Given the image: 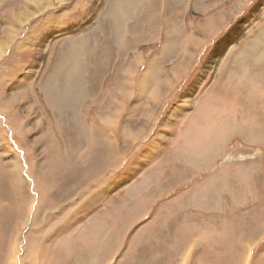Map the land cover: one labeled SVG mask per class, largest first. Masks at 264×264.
<instances>
[{
  "label": "rangeland",
  "instance_id": "1",
  "mask_svg": "<svg viewBox=\"0 0 264 264\" xmlns=\"http://www.w3.org/2000/svg\"><path fill=\"white\" fill-rule=\"evenodd\" d=\"M50 2L34 16L18 8L22 0H0V38L6 27L16 31L0 57V155L5 154L4 163L13 154L19 156L29 175L30 205L36 206L17 230L22 235L18 251L14 257L7 255L19 223L8 192L0 186V264H176L184 253L175 249L180 245L162 250L154 236L149 242L140 234L142 222L132 218L144 201V189L137 185L145 176L136 170L130 182L121 180L142 142L151 143L167 130L181 103L186 108L178 114L205 107V112L222 116V160L213 167L217 170L203 173L215 200L213 205L194 206L199 216L195 240L206 242L224 229L257 238L264 220V0ZM118 7L125 12L119 18ZM74 44L83 47L79 54ZM191 52L195 54L188 70L165 88V81ZM73 53L80 65L69 78L65 106L59 95L47 96L42 88L66 73L76 60ZM96 56L102 57L99 72L93 68ZM21 78L26 82L18 90L15 84ZM156 96L160 98L155 102ZM102 126L114 133L119 154L101 172L94 164L99 154H109L105 147L95 149V132ZM140 129L137 142L130 138V149L124 150L127 138H121L122 131L130 137ZM3 175L11 178L4 168ZM110 180L114 191L99 195L109 199L106 218L95 192ZM123 186L130 195L122 194ZM91 213L95 220L88 216ZM185 238L180 235L176 241ZM205 246L210 251H190L189 264L195 257L199 264H264V239L251 241V248L242 251L240 246ZM29 254L35 255L32 262Z\"/></svg>",
  "mask_w": 264,
  "mask_h": 264
},
{
  "label": "crops",
  "instance_id": "2",
  "mask_svg": "<svg viewBox=\"0 0 264 264\" xmlns=\"http://www.w3.org/2000/svg\"><path fill=\"white\" fill-rule=\"evenodd\" d=\"M19 54L24 53L19 52ZM184 105L181 103L175 106L172 116L177 119L168 123L169 128L167 130L159 133L158 136L153 135L151 143L142 142L143 148L132 162H128L126 170L122 173L124 178L122 177L121 180L122 183L123 181L125 183L130 182L131 178H134L136 170H138V175L143 174L145 176L144 179L139 178L137 185V188L144 189V201L142 200L138 204V210H134L138 214L132 218L136 220L135 222H142L140 234L147 236L146 240L149 242L151 239L148 237L154 236L155 243L160 242L164 246L162 250H172L168 246L169 244L180 245L174 246L176 250H183L184 252L177 259L176 264H189V259L192 257L190 251H193L196 247L210 251V246H205V243L217 245L214 250L223 248L234 250V248L237 249L239 246L241 250H248L251 248V246H248L251 241L258 243L264 239V220H262L261 231L258 233L257 238L254 234L252 239H250L242 230L224 229L218 231L212 239L206 242L195 240L193 233L194 222L195 218L199 216H195L194 206L196 203H198L197 206L200 208L201 203L213 205L215 200V196L212 198L209 190V180L204 179L203 173L209 170H217L218 167H213L222 160L221 156L223 154L220 153V150L222 149L223 140L221 137V123L219 122V117L222 116L218 114V111L205 112V107L188 112V114H178L183 111V107L186 108V105ZM198 105L203 106L199 102ZM208 116H210V120L203 123V119L205 117L208 118ZM205 126L207 130L203 131ZM104 127L102 126L100 133L99 131L98 134L97 131L95 132L98 140H95V149L105 147L107 149L106 152L109 153L106 155L99 154V163L98 161L97 164L93 163L96 169L101 172L105 171L104 169L108 170V165L114 163L116 160L114 158L115 155L119 154L118 150L114 148V133L105 130ZM141 129L139 130L140 134H132L130 137L129 135L125 136L126 132L122 131L124 136L120 137L122 139L127 138L126 143H124L126 144L124 150L130 149V138L133 140L136 138L133 144L137 142V136L142 135ZM144 153L146 154L144 155ZM110 155L114 156L110 157ZM150 157L153 159L149 161ZM89 160L91 164L93 161L92 159ZM138 162L142 164L140 168L135 167ZM99 164L101 166H98ZM173 173H177L175 178H171ZM154 175L156 179L151 180ZM135 182L136 180L132 183ZM195 185L198 186L194 188ZM109 191L111 193L114 191V180H110L107 184L100 186L97 193L95 192L97 203L103 202L101 207L106 212L103 214L106 218L109 215L107 213L109 199H100L102 197H99V195ZM122 194L125 196L130 195L129 190L124 186ZM88 216L94 218L93 213ZM221 220L235 223L227 219ZM114 225L119 227L116 223L112 226ZM180 235L186 237L181 243L176 241ZM223 245L225 247H222ZM156 248L152 249L157 250ZM191 263L199 264L200 258L195 257L191 260Z\"/></svg>",
  "mask_w": 264,
  "mask_h": 264
},
{
  "label": "bare ground",
  "instance_id": "3",
  "mask_svg": "<svg viewBox=\"0 0 264 264\" xmlns=\"http://www.w3.org/2000/svg\"><path fill=\"white\" fill-rule=\"evenodd\" d=\"M51 0H22V3L20 4V7H18L21 11L23 10V13H36L34 11L36 10H41L44 8H48L50 5ZM119 9V11H118ZM17 11V10H16ZM32 11V12H31ZM38 12V11H37ZM117 16L118 18L120 17V15H125L124 9L122 7H118L116 10ZM30 15V14H29ZM37 14H34V16ZM15 16V15H14ZM31 18V17H29ZM122 18V17H121ZM22 19V18H21ZM26 19V17H25ZM24 19V20H25ZM24 20H21L20 22H23ZM52 22V21H51ZM2 23V22H1ZM45 24H48V22ZM53 24V23H52ZM12 25V24H11ZM4 27V26H3ZM50 27V26H49ZM5 28V27H4ZM51 28V27H50ZM54 28V27H52ZM57 30V28H56ZM51 31V30H50ZM55 31V29H54ZM52 31V32H54ZM62 31V30H61ZM16 31L14 29H11L9 27H6L3 32H2V37L0 38V57L2 56V53L5 52L4 50H6V48H8L10 46V44L12 45L13 40H14V35H15ZM50 34V33H49ZM48 34V35H49ZM58 34V33H57ZM43 35V34H41ZM46 35V33L44 34ZM62 35V33L60 34ZM65 35V34H63ZM62 35V36H63ZM50 37V36H48ZM63 38V37H62ZM47 39V38H46ZM57 39V37L55 38ZM59 39V38H58ZM43 40V39H42ZM49 40V39H48ZM54 40V39H52ZM63 40V39H62ZM65 41V39H64ZM70 41V40H69ZM202 41V40H201ZM46 42V41H45ZM71 42V41H70ZM196 42V41H195ZM200 42V41H197ZM74 43V42H73ZM70 44V43H69ZM49 45V44H47ZM46 45V46H47ZM196 45H198V43H196ZM23 48V46H21ZM73 47V46H72ZM78 47V54L79 52L83 49V47L81 45H75L74 44V49ZM98 47V46H97ZM105 46H100V48H103ZM41 50V49H40ZM69 50V49H68ZM43 51V50H42ZM98 53V52H97ZM76 54L75 55V62H72L68 65L67 67V71L65 74L59 75V77L57 78V80L55 82L50 83V87L48 86V83L45 85H43V93L46 94L47 96H51V94L55 93L57 95H59L62 103L66 106V100H67V96L69 93V78L74 75L79 68V62H78V54L77 53H73ZM94 54V53H93ZM194 52H191L187 58L180 64V66L174 70V72L172 73V76H170L165 83H167V85L165 84L164 86H166L165 88H170L171 86L174 85V82L176 83V79H179L181 77V74L186 72L189 68V65L191 64L192 58L194 56ZM98 55V54H97ZM39 59V58H38ZM95 59V58H94ZM93 65V63H92ZM100 67H102V57L99 58L98 56H96L95 59V66L93 67L94 69H97V72L100 71ZM34 70V69H33ZM64 70V69H63ZM31 73V72H30ZM25 78L28 77V75L24 76ZM33 76H31L32 78ZM26 82V79L21 78L17 84H15V88L20 90V89H24L23 85H21L22 82ZM23 82V83H24ZM164 82H162L163 84ZM28 85V84H27ZM27 86H25L26 88ZM26 92V89H25ZM126 96V95H125ZM159 96L155 97V102L159 99ZM109 103V102H108ZM112 104V103H109ZM29 110L31 109L30 107L28 108ZM74 114H72V118L75 119ZM103 122H105L104 119H101ZM11 151V150H9ZM2 152V150H1ZM5 154H3V152L0 155V170L2 168H4L10 175L11 178H7L4 175L0 177V186L3 185L5 187V193H7V197L9 198V200L11 201L12 205H13V211L15 214V219H16V223L18 222L19 224L16 226V228L14 229V235L12 236V240L11 243L8 245V254L7 255H11V256H15V253L18 251V241L22 239V235L20 237V235L17 233V230H20V226L22 225V222L24 221H28L31 218V215L36 211V206L33 204V206L30 205V189H28V180H29V175L28 172L26 170V167H24V164L22 163V161L20 160L19 156H17L16 154L12 155V158L10 159V161H7V163H4L3 157ZM5 179V182L2 180ZM3 195V194H2ZM14 198H15V202H14ZM1 211V210H0ZM36 215V214H35ZM35 218V217H34ZM15 223V224H16ZM34 223V220H33ZM32 223V225H34ZM14 224V223H13ZM9 226V225H8ZM40 230V229H39ZM46 230V229H45ZM43 233V232H42ZM9 234V233H8ZM37 234V233H36ZM12 235V234H11ZM10 235V237H11ZM35 235V234H34ZM40 237V236H39ZM38 237V238H39ZM36 239V238H34ZM33 239V240H34ZM38 240V239H36ZM10 241V240H9ZM35 243V242H34ZM33 243V244H34ZM37 243V242H36ZM35 245V244H34ZM39 245H37L38 247ZM33 247V246H32ZM7 251V250H6ZM33 251V250H31ZM39 251V250H38ZM242 251V250H241ZM37 252V251H36ZM242 253V252H241ZM245 253V252H244ZM243 253V254H244ZM6 255V256H7ZM4 256V255H3ZM248 257V256H247ZM35 258V255H31L29 254V259L32 260ZM246 258V257H243ZM17 259V258H16ZM15 260V259H13ZM248 260H246L247 262ZM14 262V261H13ZM245 262V261H244ZM6 263L9 264V262L6 261ZM51 264V262H50Z\"/></svg>",
  "mask_w": 264,
  "mask_h": 264
}]
</instances>
